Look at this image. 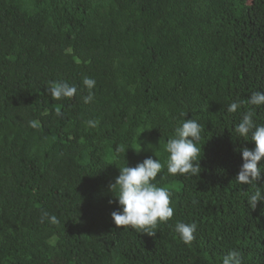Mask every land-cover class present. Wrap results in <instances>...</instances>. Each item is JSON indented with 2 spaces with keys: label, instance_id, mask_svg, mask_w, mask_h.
Returning a JSON list of instances; mask_svg holds the SVG:
<instances>
[{
  "label": "trees",
  "instance_id": "obj_1",
  "mask_svg": "<svg viewBox=\"0 0 264 264\" xmlns=\"http://www.w3.org/2000/svg\"><path fill=\"white\" fill-rule=\"evenodd\" d=\"M53 81L76 96L53 100ZM256 91L264 0H0V264H221L232 249L264 264V202L235 180L255 147L235 127L248 107L264 124V106L227 112ZM184 119L202 126L199 176L167 172ZM155 155L174 216L150 236L115 225L109 185ZM176 221L196 223L190 245Z\"/></svg>",
  "mask_w": 264,
  "mask_h": 264
},
{
  "label": "clouds",
  "instance_id": "obj_2",
  "mask_svg": "<svg viewBox=\"0 0 264 264\" xmlns=\"http://www.w3.org/2000/svg\"><path fill=\"white\" fill-rule=\"evenodd\" d=\"M82 83L91 90L95 87L96 81L84 77ZM47 91L53 100H61L76 96L78 88L67 81H53L50 82ZM92 99L93 94L89 91V94L84 97V102H91ZM245 103L250 106H264V92H253L246 101H233L227 106V112L236 113ZM60 114L57 109L56 115ZM182 115L186 114L182 113ZM255 116L256 107H248L241 114L240 122L235 127L238 138L255 143L252 149L247 147L240 149L243 163L235 179L240 185L247 184L255 187V191L246 198L251 210L257 208L258 202H264V189L257 186V181L264 174V163H260L264 160V124L257 123ZM89 124L94 126L93 121H89ZM29 126L39 128L40 123L38 120H32ZM201 132L202 126L194 119H184L175 128L174 134L164 146V150L168 153V174L199 176L201 149L198 145L202 139ZM136 151L139 152L140 147ZM155 157V159L148 157L135 167L127 164L119 168V175L115 178V182L109 185L110 190H117L115 198L120 206L111 213L116 226L129 227L154 236L159 224L172 220L174 216L172 193L168 188L158 186L156 183V177L162 172L164 165L156 155ZM109 203L113 201L110 200ZM45 218L51 223L57 222L56 217L50 216L47 212L43 213L41 221L43 222ZM174 231L184 244L190 245L196 239L197 225L194 222L176 221ZM221 264H244L243 256L240 251L232 249L223 256Z\"/></svg>",
  "mask_w": 264,
  "mask_h": 264
},
{
  "label": "rangeland",
  "instance_id": "obj_3",
  "mask_svg": "<svg viewBox=\"0 0 264 264\" xmlns=\"http://www.w3.org/2000/svg\"><path fill=\"white\" fill-rule=\"evenodd\" d=\"M54 262H58L57 260H54Z\"/></svg>",
  "mask_w": 264,
  "mask_h": 264
}]
</instances>
